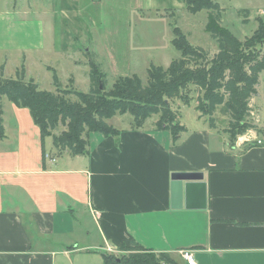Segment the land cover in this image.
<instances>
[{
	"label": "crops",
	"instance_id": "0c3cea01",
	"mask_svg": "<svg viewBox=\"0 0 264 264\" xmlns=\"http://www.w3.org/2000/svg\"><path fill=\"white\" fill-rule=\"evenodd\" d=\"M13 25L15 15L0 10V49L26 35ZM37 39L22 50L43 49ZM157 121L110 124L116 136L90 132L87 152L68 164L42 146L34 121L33 131L20 123L16 144L0 136V264H105L106 250L131 241L170 254L191 249L195 264H264V143L244 136L231 145L206 121L182 123L175 139ZM176 172L204 174L206 208L173 206Z\"/></svg>",
	"mask_w": 264,
	"mask_h": 264
},
{
	"label": "rangeland",
	"instance_id": "374dc122",
	"mask_svg": "<svg viewBox=\"0 0 264 264\" xmlns=\"http://www.w3.org/2000/svg\"><path fill=\"white\" fill-rule=\"evenodd\" d=\"M215 1L224 9L222 26L242 41L257 30L259 17L264 21L261 14L264 0ZM243 9H248L249 13L240 12ZM0 10L14 14L19 25L12 28L26 34L20 39H12L11 47L0 49V76L14 78L24 65L26 78L34 79L42 90L55 91L53 74L56 70L63 88L88 92L91 87L90 59L97 62L105 73L108 88L119 77L134 74L147 84L151 64L166 68L181 56V51L173 44L174 27H179L192 45L204 48L211 57L219 51L218 42L206 29L210 11L191 13L184 0H0ZM39 22L38 29L36 23ZM38 36H42L43 49L22 50L39 47ZM263 52L264 42L255 45L248 65L261 62ZM181 95L171 100L179 126L185 124L194 129L205 121L209 125L208 117H199L196 111L199 93L195 87L190 85V90ZM3 105L4 134L16 144L22 129L20 123L24 125V132L26 129L33 131L32 127L36 126L27 107L17 106L7 97L3 98ZM249 108L247 121L255 128L238 136L235 144L244 136L248 143L264 141V70L259 74L256 94L251 97ZM159 118V115H153L143 126L149 128ZM108 122L118 128H128L133 124V118L128 113H118ZM216 122L219 132L224 133L229 124L228 117L219 111ZM29 124L30 127L26 128ZM65 129L60 126L55 133L59 136ZM168 132L165 131V135ZM227 137L229 139L228 134ZM45 147L52 155H57L59 162L68 164L70 158L75 159L69 151L59 152L54 147L52 135L46 137ZM44 155L48 159L51 156L50 153ZM106 253L122 257L128 252L115 248L106 250ZM171 256L185 264L181 255L172 253ZM87 258L88 255L84 260Z\"/></svg>",
	"mask_w": 264,
	"mask_h": 264
},
{
	"label": "trees",
	"instance_id": "16d2710c",
	"mask_svg": "<svg viewBox=\"0 0 264 264\" xmlns=\"http://www.w3.org/2000/svg\"><path fill=\"white\" fill-rule=\"evenodd\" d=\"M184 1L191 13L210 11L206 29L219 46V51L212 57L204 48L192 45L179 27H174L173 44L181 51V56L166 68L151 64L147 84L134 74L119 77L108 88L105 73L97 62L90 59L91 87L88 92L63 88L56 70L53 74L55 91L42 90L34 79L26 78L23 65L14 78L0 76V136L4 135L3 98L7 97L17 106L29 109L40 129L43 146L46 137L52 135L54 147L59 152L67 150L75 156L87 152L86 137L90 132L106 136L120 134V130L108 122L118 113L132 115L134 128L142 127L148 118L159 115L157 130H170L177 139L186 127L179 126L178 114L172 109L171 100L182 97L181 93L193 85L199 93L196 98L199 117L207 116L209 126L216 129V114L221 111L229 119L225 132L234 145L238 136L255 128L247 121V116L249 101L256 94L259 74L264 70V52L261 62L248 64L253 58L251 49L264 42V21L259 17L257 30L242 41L222 26L224 9L218 2ZM240 12L248 14L249 10ZM60 126L66 129L57 136L55 132ZM250 144L258 143L252 141ZM121 250L128 252L127 255L116 257L107 254L105 264H181L170 253L156 252L137 241L122 245Z\"/></svg>",
	"mask_w": 264,
	"mask_h": 264
},
{
	"label": "water",
	"instance_id": "95a60500",
	"mask_svg": "<svg viewBox=\"0 0 264 264\" xmlns=\"http://www.w3.org/2000/svg\"><path fill=\"white\" fill-rule=\"evenodd\" d=\"M173 206L189 209L207 207V184L202 172H176L172 174Z\"/></svg>",
	"mask_w": 264,
	"mask_h": 264
},
{
	"label": "built area",
	"instance_id": "2783aa9c",
	"mask_svg": "<svg viewBox=\"0 0 264 264\" xmlns=\"http://www.w3.org/2000/svg\"><path fill=\"white\" fill-rule=\"evenodd\" d=\"M261 14L264 15V9L261 11ZM259 144H263L264 141H261V140H258ZM49 155L47 154V157ZM51 158V157H49ZM52 159V158H51ZM53 161H55V159H52ZM181 253V256L183 257V259L187 262V264H195V259H194V256H193V251L191 249H182L180 251Z\"/></svg>",
	"mask_w": 264,
	"mask_h": 264
}]
</instances>
